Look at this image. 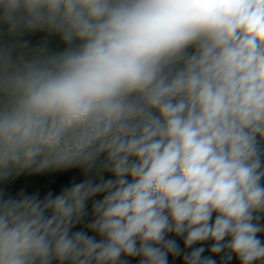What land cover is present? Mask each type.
<instances>
[{
    "label": "clouds",
    "instance_id": "9594fccd",
    "mask_svg": "<svg viewBox=\"0 0 264 264\" xmlns=\"http://www.w3.org/2000/svg\"><path fill=\"white\" fill-rule=\"evenodd\" d=\"M0 264H264V0H0Z\"/></svg>",
    "mask_w": 264,
    "mask_h": 264
}]
</instances>
